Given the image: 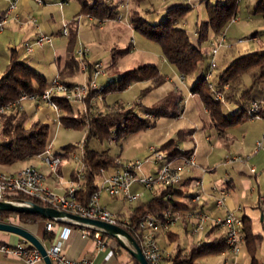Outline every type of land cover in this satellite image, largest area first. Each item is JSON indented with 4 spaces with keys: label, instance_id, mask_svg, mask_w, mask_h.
Returning a JSON list of instances; mask_svg holds the SVG:
<instances>
[{
    "label": "crops",
    "instance_id": "1",
    "mask_svg": "<svg viewBox=\"0 0 264 264\" xmlns=\"http://www.w3.org/2000/svg\"><path fill=\"white\" fill-rule=\"evenodd\" d=\"M15 1L16 6L10 11L7 23L0 32V78L6 72L11 56L14 54L19 60L40 73L45 78L46 86L56 76L68 83H83L88 80L89 71H84L81 67L78 70L67 67V62L71 56L78 58L76 51L81 47H86L89 50L86 55L88 63L102 62L105 72L109 76L108 79L112 76H117L118 79L120 75L127 71L146 64H153L158 67L160 74L163 76L161 85L147 91L146 89L152 85V81L143 80L132 82L123 90H128L132 86L140 84L143 88L142 95H151L148 104L141 96L132 101V105H137L135 113L141 118H145L143 115L144 110L160 105L166 102L167 99H169L168 110L171 111L172 108H176V114L151 117L148 119L150 121L149 126L125 134L119 141L122 138L124 142L129 141L133 136L145 133V130L158 128L163 133L156 142L147 139V142H138L135 146L136 154L132 160L141 159L143 161L141 168L136 171V175L139 177L155 176L159 170V163L148 157L147 150L150 145L166 149L169 158L173 161V166L181 171L182 182L174 188V198L178 203L174 213L182 216L167 228L161 225L155 228V235L165 255L164 262L166 264H172V259L169 260L167 254H170L173 258L181 250L188 253L197 243V236L191 231L192 220L185 218V215L197 208V204L192 197L198 190L206 198L204 210L210 215L221 216L226 208L234 209L237 214L241 211L242 216H248L252 224L254 219L247 210L248 206L245 204V200L249 196H254L257 190L254 181H258L257 165L264 162V155L259 157V153H264V150L254 152L256 142L260 139L264 141V119H249L246 115H242L241 120L235 124L217 126L211 120L201 97L192 92L194 85L201 78L205 79L206 73L210 70L208 60L209 43L214 33L210 32L209 41L207 40L208 46L205 49L207 58L200 63L194 73L184 76L163 55H160L159 61L155 60L154 55L158 56L161 51L156 48L153 50L154 47L150 43H146L141 37H134L136 30L130 21L131 15L135 12L150 23H158L172 7L191 6L193 10L197 4L203 1H206L207 4V1L211 0H113L110 3L116 5L117 11L123 13L121 22L112 18L100 20L88 14H81L82 6L79 0H43L42 3H38L36 0ZM88 1L91 4L94 2V0ZM126 2L129 3L127 8L121 6ZM259 2L260 0H241L239 2V19L231 23L226 29V37L233 44L230 48H225L226 51L222 60L226 64L221 70L219 62L216 61V67L213 69L214 76H217L238 57L264 50V16L256 11ZM9 3L10 0H0V10L5 13ZM147 15H150L151 18L149 19ZM185 16L179 20L178 26L185 29L192 42L198 45L197 25L201 21L208 20L207 10L205 8L203 18L196 17L192 27L189 26L188 20L184 19ZM33 17L36 18L35 22L31 21ZM76 19L77 29L75 30L73 24H75ZM65 24L68 26L69 32H74V35H76V42L72 51H69V36L62 34ZM40 33L50 35L52 42L45 43L42 46L33 44V50L28 52L23 44L25 42L33 43ZM238 39H243V42L238 43ZM137 40H140L143 45L139 49L142 55L138 58L132 55L138 50ZM215 69L218 70L217 73L214 72ZM245 78L249 81L245 85L249 86L250 78L248 76ZM123 90L116 87L108 89L103 102L98 105L99 110L108 111L124 104L125 102L118 98L120 91ZM255 97L261 98L264 103V84L259 86ZM232 103L236 104L237 108L240 107L236 102L223 104L228 109L227 112L223 110L226 117L238 113L231 107ZM75 106L79 108L77 105ZM22 111L28 115V123L40 121L50 126L53 124L61 125L60 122L58 123V119L62 111L59 113L44 102L39 104L27 102L24 104ZM180 120L184 121L181 122ZM87 135L86 132V137ZM93 138L98 139L97 137ZM75 147H81V144L64 146L62 152H54L51 148L53 154L60 158V163L55 171L50 169L37 156L1 166L0 169L14 172L24 165H34L44 173L45 184L52 191L65 194L71 186L78 183L80 186V182L76 177L77 166L71 164V161L74 160ZM69 153L71 159L68 158ZM230 153L240 154L243 156V160L223 165L224 158ZM110 154L122 161H128L120 154ZM191 154L195 155L196 166L186 167L184 166V159ZM253 155L256 156L253 157ZM255 158L257 160L256 165L252 164ZM38 159L40 163L37 162ZM112 171L113 168H109L105 173L109 174ZM103 176L104 174L101 173L97 179L99 185ZM225 180L228 181L229 195L226 199V208L220 209L214 204L213 196L215 194L212 192V187L222 185ZM199 182H201L200 185ZM131 190L139 194V198L135 202H129L122 196H111L102 191L99 197L100 204L127 219L137 205L149 201L161 191L158 187L151 190L145 189L138 181L132 184ZM257 202L258 205L264 203V196L260 192L257 195ZM45 221L25 225H21L17 221L13 223L25 227L39 237L46 246H49L53 240L45 237ZM253 232L263 235V239L259 241V244H261L264 241V214L262 228L257 231L253 230ZM220 235H223L221 229L212 228L208 225L202 238L205 243H208ZM55 238L61 242L65 255L71 258L81 259L87 257L93 264H139L118 240L109 235L103 237L106 243L103 249H98L91 233L84 235L81 229L76 227H70L65 237L56 235ZM23 241L24 239L16 234L0 231V243L16 245ZM223 258H226L229 264H251V258L249 257L250 261H248L246 256L245 245L238 255H234L226 248L219 254L199 257L195 263L219 264ZM0 264L24 263L19 258L0 254ZM36 264H45V262L42 260ZM259 264L264 263L259 261Z\"/></svg>",
    "mask_w": 264,
    "mask_h": 264
},
{
    "label": "trees",
    "instance_id": "2",
    "mask_svg": "<svg viewBox=\"0 0 264 264\" xmlns=\"http://www.w3.org/2000/svg\"><path fill=\"white\" fill-rule=\"evenodd\" d=\"M82 6L81 14H88L100 20L113 18L117 12V6L105 0H94L91 4L88 0H79ZM241 1V0H240ZM239 0H216L207 1L206 10L207 21H201L197 25L198 45H195L188 32L178 26V22L190 10L191 6H175L170 8L165 17L158 23H150L138 13H133L130 17L131 25L135 30L140 31L146 38L157 42L162 50L163 56L173 64L184 76L194 73L201 62L207 58V54L201 49L203 41L209 39L210 32L214 35L220 33L229 23L230 19L238 15ZM256 11L264 16V0H260ZM4 16V11L0 10V20ZM76 21L73 29H77ZM71 31V30H70ZM69 51H72L76 42L74 32H69ZM67 67L78 70L80 62L76 56H71L67 62ZM93 64L89 63V72L92 71ZM250 78V85L246 86L244 77ZM151 80L152 85L146 89L151 90L163 83V76L156 65L146 64L138 68L127 71L113 82L106 84L105 93L111 87L119 90L125 89L132 82ZM219 85L229 83L226 93V102H236L240 105V111L231 117H226L222 103L213 100L208 83L201 78L192 88V92L198 94L205 103L211 120L217 126H230L241 120L242 115H246L247 108L251 101L262 100L255 97L259 86L264 84V50L242 55L231 62L217 76ZM46 88L45 78L35 71L31 66L19 60L16 55L11 56V61L6 72L0 78V105L5 102L13 101L23 92H41ZM169 99L155 107L146 109L152 117L176 114V108L168 110ZM55 102L60 107L62 114L60 123L62 126L72 129L87 128V137L83 144V161L85 164L84 176L80 182L75 196L83 203H87L92 194L98 189L97 179L101 175V169L114 168L117 158L109 153L108 150H96L89 145L92 137L100 140L107 139L112 130H117V142L125 134L136 132L150 125L149 118H141L135 113L137 105L124 108L117 106L108 111H97L89 105V110L84 113L75 104L56 98ZM28 115L24 111H13L0 115V167L10 165L17 161L35 157L43 153L51 144L50 125L40 121L28 123ZM166 191H160L147 202L140 203L131 212L129 218L132 223L142 219L147 213H153L159 219H164L168 211L174 212L178 203L172 197L166 198ZM9 200L17 203L34 202L43 205L42 202L28 197L24 194H12ZM17 215L21 225L35 224L42 220H48L40 214L14 213L0 211V219L5 220L9 215ZM243 236L244 245L247 249L251 264H259L256 256L259 241L263 235L255 234L252 230L251 219L243 216ZM57 224H68L76 228H85L90 231L91 236L96 231L94 228L82 226L74 223H66L62 220H53ZM134 238V230L129 225L123 224ZM216 228V227H212ZM103 237L108 236L102 232ZM54 232H45V237L53 240ZM226 249L225 238L223 235L204 243L200 246H193L188 253L179 251L173 258L172 264H196L197 258L206 255H216Z\"/></svg>",
    "mask_w": 264,
    "mask_h": 264
},
{
    "label": "built area",
    "instance_id": "3",
    "mask_svg": "<svg viewBox=\"0 0 264 264\" xmlns=\"http://www.w3.org/2000/svg\"><path fill=\"white\" fill-rule=\"evenodd\" d=\"M38 3H42L43 0H36ZM110 3L111 0H105ZM240 1V0H239ZM129 3L122 4L123 7H128ZM16 1L10 0L6 12L3 18L0 20V32L4 29L8 20L10 11L15 8ZM116 21L123 19V13L117 11L112 18ZM239 19L238 15L233 16L227 26L218 34L214 35L210 39V51L208 54V60L210 70L205 75V80L208 83L211 96L214 101L226 104V93L229 89V83L219 85L216 76H214L213 69L216 67L215 56L221 47L230 48L232 42L226 37L227 27L236 22ZM31 21L35 22L36 18H31ZM64 36H68V26L65 24L62 30ZM52 37L50 35L40 33L33 43L25 42L24 48L31 52L33 50V44L42 46L45 43H51ZM243 42V39L237 41ZM88 48L81 47L76 51L80 67L84 71H89V63L86 61V55L88 54ZM89 78L83 83H68L56 76L49 85L41 92H23L13 101L5 102L0 105V115L10 113L13 111H21L24 108V104L27 102L39 104L44 102L51 106L55 111L61 112L60 107L55 102L56 98H62L65 101L81 106V110L87 113L89 110L88 103L92 105V109L100 111L98 105L104 100L106 84L99 83L98 77L104 75L105 69L102 62L98 61L93 63L92 71L89 72ZM132 102H127L121 105V107L128 108L132 106ZM145 118H151L152 115L148 112L144 114ZM246 116L249 119H264V103L262 100H253L249 104ZM60 122V117L58 123ZM117 130L113 129L109 136V144H117ZM83 144L81 147L83 149ZM264 150V141L260 139L256 142L254 152ZM148 157L154 162L159 163V170L155 176H142L136 175L143 161L141 159H134L128 161L116 160V166L113 171L106 174L105 168L101 169V173L104 174L101 184L98 189L92 194L87 203H83L78 200L75 193L78 189V184L71 186L65 194H58L52 191L45 184V175L36 166L27 164L19 168L14 172H7L0 169V201H8L17 203L16 201L9 200V196L12 194H24L28 197L34 198L43 203L44 206L53 207L59 210L69 211L77 215L88 217L92 219H98L111 224L129 225L136 236V240L139 243L141 251L146 260L150 264H166L164 262V254L160 248L156 235L155 228L161 225L167 228L173 225L182 215L175 214L168 211L164 219H159L153 213H147L142 219L136 223H132L130 218H123L118 213L113 212L100 204L99 197L102 191L111 196H122L129 202H135L139 198V194L132 192L131 186L134 182H140L145 189L160 188L162 191H166V198L172 197V191L176 186L182 182L181 171L173 166V161L169 158L168 151L162 147L150 145L147 150ZM50 169L56 170L60 163V158L53 154L51 150V144L46 150L37 155ZM79 160V166L76 169V177L81 180L84 176L85 164L83 161V151ZM243 160V156L238 153L228 154L224 160L223 165H228L233 162ZM184 166L193 167L196 166L195 155L191 154L184 159ZM228 181L225 180L220 186H213L212 192L214 204L217 208H226V199L229 195V189L227 187ZM201 182H199V185ZM193 201L197 204V208L192 212H188L185 218L192 220L191 231L197 236L196 246H200L205 243L202 235L208 225L216 227L222 230L225 238L226 248L229 249L234 255H238L242 252L244 247L243 218L239 216L234 209L226 208L225 212L221 216H212L204 210L206 198L202 195L201 191H197L193 194ZM27 204V203H22ZM55 220V219H54ZM3 222H18L17 215H9ZM66 222V221H64ZM69 223V222H66ZM76 224V223H74ZM68 224H57L53 220H46L44 222L45 232H54L55 236L52 243L46 246L47 255L54 264H93L92 261L87 258H71L65 255L62 250L61 242L56 239V235L59 237H65L69 231ZM84 235L90 234L85 228H80ZM95 229V228H94ZM98 249H103L106 243L103 239L102 231L96 229L93 233ZM0 254L10 257H16L23 261L24 264H36L43 260L41 252L29 242L23 241L16 245H9L0 243ZM169 260L172 259L170 254H167ZM202 264V263H196ZM219 264H229L226 258H223Z\"/></svg>",
    "mask_w": 264,
    "mask_h": 264
},
{
    "label": "rangeland",
    "instance_id": "4",
    "mask_svg": "<svg viewBox=\"0 0 264 264\" xmlns=\"http://www.w3.org/2000/svg\"><path fill=\"white\" fill-rule=\"evenodd\" d=\"M113 2V0H111ZM216 0H211L210 2H215ZM120 6V5H119ZM205 8H206V1H203L200 4H197L193 10L191 9L185 16L184 19L188 20V24L190 27L193 26L194 21L196 19V17L199 18H203V16L205 15ZM147 17L150 19V15H147ZM121 22V21H119ZM124 22V21H123ZM134 37H141L142 39H144V41L147 43H150V45L153 48V50L159 49L161 51V53L159 52L158 56L154 55L155 60H160V55L162 54V50L160 45L157 42H154L148 38H146L140 31L136 30ZM229 37V36H228ZM238 37V36H237ZM138 43L137 48L138 50L132 54L133 56H136L137 58L140 57L141 51H139V49L141 48V46H143L140 43V40H137ZM209 41V39H208ZM208 41H203L201 46L203 51H205V49L208 46ZM231 42V41H230ZM210 44V43H209ZM225 47H221L218 51V53L215 56V59L217 62H219L220 64V70L225 66V61L222 60V57L225 53ZM223 62V63H222ZM215 73L218 72L217 69L214 70ZM108 74L105 73L104 75H101L98 77L97 81L99 83H103V84H107L108 83ZM244 82L245 83H249L248 79L244 77ZM142 90L143 88L141 87L140 84H136V86H132L131 88H129L128 90H123L120 91L118 98L121 101H124L125 103L127 102H132L135 101L137 99L138 96H141L145 99V103L148 104L149 100L151 99V95H142ZM230 103V102H229ZM77 105L79 108L81 107L78 104ZM231 107L234 108L236 110V112L240 111V107L237 108L236 104L232 103ZM223 110H225L226 112L228 111V109L226 108L225 105L222 106ZM146 110H144L143 115L145 114ZM245 119V117H243ZM181 122H183L184 120H180ZM160 129H151V130H145V133H141V134H137L136 136H133L132 139H130L129 141H125L123 140V138L117 142L116 145L114 144H109V137L107 139L104 140H100V139H96V138H91L89 141V145L90 147L102 151V150H108L110 153L114 154V155H118L120 154L123 158L127 159V160H132V158H135V146L137 145V143H145L147 142L146 140L149 139L150 141H154L156 142L157 139L159 138V136L163 133L160 132ZM86 132H87V128H82V129H67L61 125H56L53 124L50 126V140H51V148L54 152H62L64 149V146L73 144V145H80L84 142V138L86 137ZM241 132V131H240ZM242 133V132H241ZM142 136V137H141ZM241 136V135H240ZM75 153H74V160L71 161L72 165L79 166V160L76 159L77 157H80L82 154V149L81 147H75L74 149ZM250 155V154H248ZM264 153L260 152L259 153V157H263ZM256 155H253V157ZM69 159H71V154L69 153ZM257 158V157H256ZM256 158L255 161H252V164L256 165ZM37 162L40 163V160L38 159ZM264 163V162H263ZM262 164H258L257 166V172H258V181H254L255 183V188L257 189L254 196L251 197L249 196L248 199L245 200V204L248 206L247 210L249 211V213L252 214L253 217V222H252V226H253V230L257 231L260 230L262 228L263 225V214H264V203L261 205H258L257 202V195L260 192L263 196H264V165ZM223 184V183H222ZM257 194V195H256ZM238 215L243 217L241 214V211L238 212ZM246 256L248 257V261H250L249 257V253L246 249ZM256 256L258 258V260L261 263H264V241H262L261 244L258 245L257 248V252H256Z\"/></svg>",
    "mask_w": 264,
    "mask_h": 264
},
{
    "label": "water",
    "instance_id": "5",
    "mask_svg": "<svg viewBox=\"0 0 264 264\" xmlns=\"http://www.w3.org/2000/svg\"><path fill=\"white\" fill-rule=\"evenodd\" d=\"M116 79L117 76H112L108 79V82H113ZM0 211L40 214L48 220H62L69 223H76L82 226H87L89 228L99 229L107 235L118 240V242L136 259L139 264H150L143 255L137 240L121 225L111 224L98 219L83 217L69 211L59 210L34 202L22 204L0 201ZM0 231L13 233L20 236L41 252L45 264H54L47 255L45 243L25 227L11 222L0 221Z\"/></svg>",
    "mask_w": 264,
    "mask_h": 264
}]
</instances>
